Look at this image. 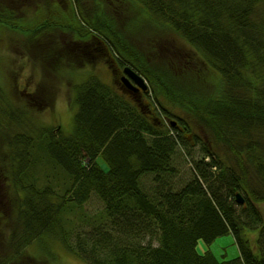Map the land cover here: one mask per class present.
Instances as JSON below:
<instances>
[{"label":"trees","instance_id":"16d2710c","mask_svg":"<svg viewBox=\"0 0 264 264\" xmlns=\"http://www.w3.org/2000/svg\"><path fill=\"white\" fill-rule=\"evenodd\" d=\"M0 26L35 69L80 79L58 83L68 135L40 120L43 82L0 95V264H57L54 245L84 264H264V0H0ZM96 61L146 91L82 78ZM226 236L238 257L220 262Z\"/></svg>","mask_w":264,"mask_h":264},{"label":"rangeland","instance_id":"374dc122","mask_svg":"<svg viewBox=\"0 0 264 264\" xmlns=\"http://www.w3.org/2000/svg\"><path fill=\"white\" fill-rule=\"evenodd\" d=\"M162 39L166 43L171 42L174 45H181V43L174 37L173 33L169 31L162 34ZM21 42L22 37L0 26V95L3 96L8 94L10 88H8L6 83H16V88L19 91H23V86H27V88L31 86V88L33 87V90L35 89L34 92H36L37 84L35 85V83L43 82L44 88L41 96L43 99H47L45 101L48 103L52 101V105L50 108L43 110L45 111L44 113L41 112L42 116L40 120L43 124L50 125L51 128H56V126H58L60 131L65 135L71 134L74 127L73 124L76 108L71 103L73 101L70 98L71 93L67 92V90H63L58 83H66L67 81H74L76 83L80 80L79 77L76 76L72 79L73 75L69 73L70 71L64 66H61L60 69L55 71V74L52 73L51 69H35L32 62H35L34 59L40 54L31 53L26 50L27 57L25 58L22 54L23 48ZM25 44L28 46L29 50L36 52L32 43ZM45 62H48L50 65L53 64V60L49 58L45 59ZM81 70L84 72V74L79 73L80 75L82 74V78H85L88 72V75L94 74L107 85L118 83V81L113 78L115 67L108 68L100 61H96L94 66L90 69H87L86 66L82 67ZM117 78H119L118 75ZM205 83L207 82L205 81ZM28 91L30 92L31 90L28 89ZM54 95L55 97L53 98ZM41 96H39L38 99ZM195 151H197V148ZM97 162L100 168H102L104 172H107L108 167L106 163L103 162L101 158H98ZM185 166H187V164H185ZM144 184L150 186L151 180H148L146 183L144 182ZM101 209V204L97 200L92 199L84 207L85 215L87 216L86 219H93ZM252 233L255 234L254 232H249V234ZM197 250L199 254H202V252L205 251V245L202 242H199ZM210 250L212 252H216V250L218 251V255L216 256L217 260L220 262L238 257V252L231 236L216 240L210 246ZM53 252L57 264H84L82 261L67 254L58 245L53 246Z\"/></svg>","mask_w":264,"mask_h":264},{"label":"water","instance_id":"95a60500","mask_svg":"<svg viewBox=\"0 0 264 264\" xmlns=\"http://www.w3.org/2000/svg\"><path fill=\"white\" fill-rule=\"evenodd\" d=\"M120 82L123 84L126 90L131 91L133 93H137L138 91L145 92L147 89L146 82L138 76L131 69L125 67L123 69V77L120 78ZM174 123L172 124V126ZM236 203L237 205H242L243 200L239 195H236Z\"/></svg>","mask_w":264,"mask_h":264},{"label":"flooded vegetation","instance_id":"af4514ba","mask_svg":"<svg viewBox=\"0 0 264 264\" xmlns=\"http://www.w3.org/2000/svg\"><path fill=\"white\" fill-rule=\"evenodd\" d=\"M117 75L119 76V78H117L116 81H118V83H120V82H119V81H120V78L123 77V73H122V71H120V72L118 71V72H117Z\"/></svg>","mask_w":264,"mask_h":264},{"label":"crops","instance_id":"0c3cea01","mask_svg":"<svg viewBox=\"0 0 264 264\" xmlns=\"http://www.w3.org/2000/svg\"><path fill=\"white\" fill-rule=\"evenodd\" d=\"M214 253V255H218V251L216 250V252H213Z\"/></svg>","mask_w":264,"mask_h":264}]
</instances>
